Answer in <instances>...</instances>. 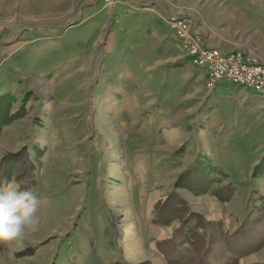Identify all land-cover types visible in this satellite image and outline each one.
<instances>
[{"label": "rangeland", "instance_id": "1", "mask_svg": "<svg viewBox=\"0 0 264 264\" xmlns=\"http://www.w3.org/2000/svg\"><path fill=\"white\" fill-rule=\"evenodd\" d=\"M169 14L264 41V0H0L1 174L47 201L0 264H168L157 245L191 212L216 228L193 264H221L222 238L264 217V96L187 77ZM237 264H264V243Z\"/></svg>", "mask_w": 264, "mask_h": 264}, {"label": "trees", "instance_id": "2", "mask_svg": "<svg viewBox=\"0 0 264 264\" xmlns=\"http://www.w3.org/2000/svg\"><path fill=\"white\" fill-rule=\"evenodd\" d=\"M10 115L12 114H7L3 119H0V121L4 122V119ZM8 153H10L9 157L13 162L18 160L21 155L20 150H16V152L13 153ZM2 172L0 160V174L2 173L3 175H6L4 168L2 169ZM2 174L0 177V184H2L5 180L9 182L10 177L8 176L2 178ZM17 178H15V180ZM20 187L23 189L22 184ZM214 190L215 188L211 189V191ZM254 212L256 211L252 209L249 214ZM198 217L199 216L195 212H191V214L186 216V218H184L178 225L179 227L176 230L175 236L172 238H167L166 240L164 239L165 241L162 240V242L158 243V250L161 255H164L168 259V264H188V262H190L189 264H193L200 258L199 250L201 247H203V256H206L205 253L211 252V250L208 248L212 247V244L216 238V228L214 225L213 228L207 225L203 228L204 231L197 230L203 226L199 223V220H197ZM263 218V214L255 215L253 218L248 217L247 221L242 222L240 226L233 230L232 233L227 235L229 236L228 238H222L223 241L221 240V242L223 243V247H221L219 250L213 251L220 255L219 262L221 264H224L227 261L228 262L226 264H237L240 258H243V256L248 254L249 251L255 250L262 246L264 243ZM162 243H165V249L162 248Z\"/></svg>", "mask_w": 264, "mask_h": 264}, {"label": "built area", "instance_id": "3", "mask_svg": "<svg viewBox=\"0 0 264 264\" xmlns=\"http://www.w3.org/2000/svg\"><path fill=\"white\" fill-rule=\"evenodd\" d=\"M183 21L184 18L175 14L167 17V25L177 28V36L182 40L183 49L187 50L190 62L196 68L201 65L207 68V92L212 91L221 81H231L251 89L256 95L264 96V61L248 57L241 48L225 51L219 46L211 47L198 39L201 35L194 27L191 31L187 29Z\"/></svg>", "mask_w": 264, "mask_h": 264}, {"label": "clouds", "instance_id": "4", "mask_svg": "<svg viewBox=\"0 0 264 264\" xmlns=\"http://www.w3.org/2000/svg\"><path fill=\"white\" fill-rule=\"evenodd\" d=\"M46 203L36 185L22 189L16 182L0 184V244L22 242L27 233L37 231Z\"/></svg>", "mask_w": 264, "mask_h": 264}, {"label": "crops", "instance_id": "5", "mask_svg": "<svg viewBox=\"0 0 264 264\" xmlns=\"http://www.w3.org/2000/svg\"><path fill=\"white\" fill-rule=\"evenodd\" d=\"M148 1H144L143 4H147ZM191 19V18H190ZM193 21V27L196 29L197 32L200 33L202 39H204L203 41H205V43L211 47L213 46H219L221 49L223 50H227V49H234V48H241L242 49V52H244L245 55H247L248 57H256V55L260 56L258 57L259 59H262L264 60V41H261L259 40V42L257 40H255V38H249V40L251 41V46L253 47L252 49H249L248 48H245L243 47L244 44H240L238 40H241L238 37V34H236L234 37H232V39H229L227 41H224L223 39L221 38H218L217 36H214L213 37V40H209L207 39L208 36L205 34V29L203 27H198V25L196 24V22L194 21V19H192ZM262 35V34H260ZM255 40V41H254ZM259 43V44H258ZM249 44V43H248ZM243 45V46H242ZM250 46V45H248ZM250 46V47H251ZM256 48V50H254ZM195 68V67H194ZM206 73H207V69L204 67V69H201V68H195V71L194 72H190L188 73L187 77L189 78H193L195 81L198 80V82H202V88L204 90V87H205V78H206ZM220 84V83H219ZM219 84H217L214 89L218 88L219 90H222V87H219ZM214 89L212 91H214ZM248 90H250V92H253L251 89L249 88H246V87H241V88H238L237 90V93L235 94L236 97L235 99L236 100H246V99H250V98H260L262 97V95H246L247 93L248 94H252V93H249L247 92ZM211 91V92H212ZM206 92V91H205ZM203 95V98H207L206 96H204V92L202 93ZM221 94V93H220ZM222 95L224 97H227L225 94L222 93ZM220 95V96H222ZM262 103L261 101H259V104Z\"/></svg>", "mask_w": 264, "mask_h": 264}, {"label": "bare ground", "instance_id": "6", "mask_svg": "<svg viewBox=\"0 0 264 264\" xmlns=\"http://www.w3.org/2000/svg\"><path fill=\"white\" fill-rule=\"evenodd\" d=\"M166 24H168V22H166Z\"/></svg>", "mask_w": 264, "mask_h": 264}, {"label": "water", "instance_id": "7", "mask_svg": "<svg viewBox=\"0 0 264 264\" xmlns=\"http://www.w3.org/2000/svg\"><path fill=\"white\" fill-rule=\"evenodd\" d=\"M69 21H72V20H69ZM69 23V22H68Z\"/></svg>", "mask_w": 264, "mask_h": 264}]
</instances>
